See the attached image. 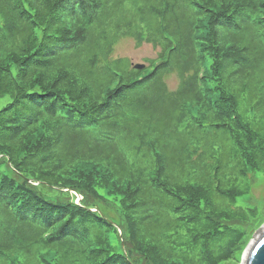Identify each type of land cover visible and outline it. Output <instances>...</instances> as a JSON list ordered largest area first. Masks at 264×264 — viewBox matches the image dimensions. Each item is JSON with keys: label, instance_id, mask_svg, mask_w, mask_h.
Listing matches in <instances>:
<instances>
[{"label": "trees", "instance_id": "16d2710c", "mask_svg": "<svg viewBox=\"0 0 264 264\" xmlns=\"http://www.w3.org/2000/svg\"><path fill=\"white\" fill-rule=\"evenodd\" d=\"M0 18V264L234 257L264 218V0H0ZM123 38L156 57H114Z\"/></svg>", "mask_w": 264, "mask_h": 264}, {"label": "rangeland", "instance_id": "374dc122", "mask_svg": "<svg viewBox=\"0 0 264 264\" xmlns=\"http://www.w3.org/2000/svg\"><path fill=\"white\" fill-rule=\"evenodd\" d=\"M1 18H0V24H1ZM114 55L118 56V57H128L132 62H139L141 63H145V58H150L156 57V52L153 50V48L150 45H143V46H137L135 44V42L133 41V39L131 38H123L115 47L114 50ZM169 83H170V87H175L178 83V79L175 76H170V78L168 79ZM174 89V88H173ZM9 102H11V97L9 95H6L4 97L0 98V110L3 109ZM245 107V105L242 103L240 105V111L243 112V108ZM214 135H213V131L209 134V139H213ZM252 200L251 202L255 203L259 200H264V180H260V181H255L252 184ZM260 205V207L263 209V204L258 203ZM258 223V224H257ZM263 224L264 226V218L261 222V224L259 225V221H256L254 223V229L255 227L258 226V228ZM256 228V230L258 229ZM261 228V227H260ZM259 228V229H260ZM258 229V230H259ZM255 230V231H256ZM255 231L251 234L247 233L246 235V239L245 241L241 244L244 246L238 250L236 252V254L234 255V257H232L230 260H227L225 262H222L220 264H245L243 262V256L246 252V248L247 246L250 244V242L255 238L254 237V233Z\"/></svg>", "mask_w": 264, "mask_h": 264}, {"label": "water", "instance_id": "95a60500", "mask_svg": "<svg viewBox=\"0 0 264 264\" xmlns=\"http://www.w3.org/2000/svg\"><path fill=\"white\" fill-rule=\"evenodd\" d=\"M144 67L142 64L135 65V68L138 69H143ZM243 262L245 264H264V226L260 228L255 238L247 246Z\"/></svg>", "mask_w": 264, "mask_h": 264}]
</instances>
